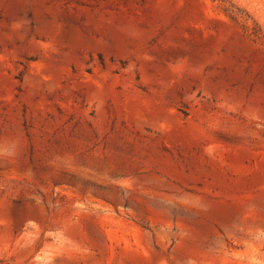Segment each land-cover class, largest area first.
Here are the masks:
<instances>
[{
  "label": "rangeland",
  "instance_id": "obj_1",
  "mask_svg": "<svg viewBox=\"0 0 264 264\" xmlns=\"http://www.w3.org/2000/svg\"><path fill=\"white\" fill-rule=\"evenodd\" d=\"M0 264H264V0H0Z\"/></svg>",
  "mask_w": 264,
  "mask_h": 264
}]
</instances>
